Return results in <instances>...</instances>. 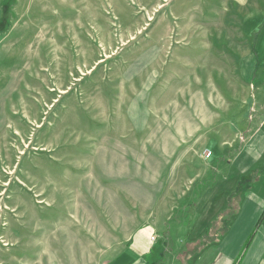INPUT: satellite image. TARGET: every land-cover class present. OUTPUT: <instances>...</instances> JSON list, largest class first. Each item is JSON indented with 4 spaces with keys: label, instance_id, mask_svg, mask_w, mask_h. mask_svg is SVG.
Returning <instances> with one entry per match:
<instances>
[{
    "label": "rangeland",
    "instance_id": "1",
    "mask_svg": "<svg viewBox=\"0 0 264 264\" xmlns=\"http://www.w3.org/2000/svg\"><path fill=\"white\" fill-rule=\"evenodd\" d=\"M225 3L0 0V264H115L140 230L147 264L226 247L264 155L228 162L264 104L228 73ZM263 214L219 264L264 248Z\"/></svg>",
    "mask_w": 264,
    "mask_h": 264
},
{
    "label": "crops",
    "instance_id": "2",
    "mask_svg": "<svg viewBox=\"0 0 264 264\" xmlns=\"http://www.w3.org/2000/svg\"><path fill=\"white\" fill-rule=\"evenodd\" d=\"M215 1V0H214ZM226 1L224 10H228V17L234 20L232 26L235 33L233 38L228 41L227 55L230 60L234 58L238 61L237 68L232 70V66L228 73L233 76L237 75L241 80L245 91L250 92L245 99L246 104L251 108L262 107L264 104V0H222ZM223 4V3H222ZM224 57V55L222 56ZM229 74V75H231ZM250 125V123H249ZM247 126L245 135L251 133L249 142L235 154L232 160H229V166L232 167L230 177L244 176L250 170L257 166L264 155V125L251 129ZM252 125V124H251ZM256 192H252L251 196L245 197L239 214L234 216L231 225L226 232L225 246L220 247L221 250L213 255L204 254L199 257L202 260L198 264H219L224 257L222 248H227V244L233 241V245L239 242L241 245L244 237L240 241L234 240V234L241 229L240 234L246 233V223L248 219H257L263 208H259L258 204L264 202V175L253 185ZM256 197V199H255ZM254 200H257L255 203ZM250 203H255L252 211L254 216L243 217L244 207ZM241 218H245L241 220ZM264 227V222L262 223ZM148 231L140 230L134 238L133 247L121 255L115 264H147L145 256L149 252ZM224 241V239H223ZM194 246V245H192ZM237 249H234L232 262L226 260L223 264H235ZM255 246L251 247L250 252L239 264H260L264 259V248H258L253 254ZM220 260V261H219ZM192 264V263H191ZM262 264V263H261Z\"/></svg>",
    "mask_w": 264,
    "mask_h": 264
},
{
    "label": "trees",
    "instance_id": "3",
    "mask_svg": "<svg viewBox=\"0 0 264 264\" xmlns=\"http://www.w3.org/2000/svg\"><path fill=\"white\" fill-rule=\"evenodd\" d=\"M262 169H264V168H262ZM256 173H257V172H256ZM260 173H264V170H263V172H262V171H259V174L256 175L258 178H257V180H255V181H258V179L260 178ZM263 217H264V214L262 215L261 220L263 219ZM237 264H238V263H237Z\"/></svg>",
    "mask_w": 264,
    "mask_h": 264
}]
</instances>
